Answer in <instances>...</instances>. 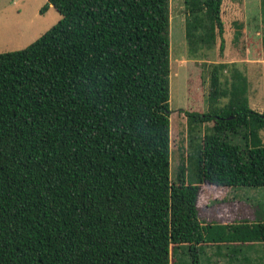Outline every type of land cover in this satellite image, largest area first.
<instances>
[{"label": "trees", "instance_id": "trees-1", "mask_svg": "<svg viewBox=\"0 0 264 264\" xmlns=\"http://www.w3.org/2000/svg\"><path fill=\"white\" fill-rule=\"evenodd\" d=\"M222 2L184 0L188 57L222 40ZM50 7L54 26L0 54V264H212L207 245L249 261L240 244H264V218H198L207 190L264 188L246 76L211 66L207 111L186 112L193 154L171 180L170 0ZM260 22L264 50V0Z\"/></svg>", "mask_w": 264, "mask_h": 264}, {"label": "rangeland", "instance_id": "rangeland-1", "mask_svg": "<svg viewBox=\"0 0 264 264\" xmlns=\"http://www.w3.org/2000/svg\"><path fill=\"white\" fill-rule=\"evenodd\" d=\"M45 4L46 0H0V54L24 49L58 22L60 16L52 7L41 13ZM185 20L184 0H170L171 180H175L178 165L181 162L187 163L189 155L193 154L189 137H194L195 134L188 133L186 112L207 111L208 71L212 65H235L248 80L249 107L258 113H264V50L261 45L260 0H223L222 40L217 39L215 46L211 50L203 51L197 59L188 57L184 38ZM236 26L241 27L238 40H235ZM225 73L228 79L227 70ZM261 139L264 143V131L261 132ZM205 188L207 190L210 187ZM226 190H207L202 194L198 218L204 224H230L226 213L236 204L233 199L236 196L241 200L242 206L251 205L257 208L256 205L259 204L264 212V188ZM224 196L225 201L220 202ZM204 205L209 207L202 209L201 206ZM256 218H259L258 215ZM205 251L212 264H228L225 257L216 254L213 246L207 245ZM225 252L223 249L222 254Z\"/></svg>", "mask_w": 264, "mask_h": 264}, {"label": "crops", "instance_id": "crops-1", "mask_svg": "<svg viewBox=\"0 0 264 264\" xmlns=\"http://www.w3.org/2000/svg\"><path fill=\"white\" fill-rule=\"evenodd\" d=\"M236 201L231 211L226 216H229L230 224H238L242 222H255L257 220H262L264 218V212L261 210L259 204L257 208L251 205L242 206L241 200L236 196L233 198ZM220 213V210H218ZM258 215L259 218H256ZM229 221V220H228ZM243 245L241 252L248 258L249 261L243 264H264V244L254 243V244H240Z\"/></svg>", "mask_w": 264, "mask_h": 264}]
</instances>
